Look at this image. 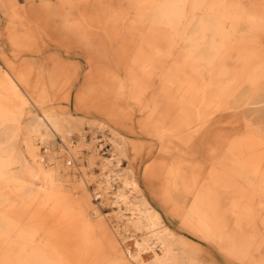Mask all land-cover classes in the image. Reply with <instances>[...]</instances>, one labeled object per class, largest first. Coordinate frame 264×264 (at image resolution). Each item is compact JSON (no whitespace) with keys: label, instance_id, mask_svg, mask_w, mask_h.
I'll return each mask as SVG.
<instances>
[{"label":"bare ground","instance_id":"obj_1","mask_svg":"<svg viewBox=\"0 0 264 264\" xmlns=\"http://www.w3.org/2000/svg\"><path fill=\"white\" fill-rule=\"evenodd\" d=\"M12 11L14 44L49 29L60 46H80L92 66L113 53L128 67L102 75L99 92L83 86L78 107L115 118L107 101L118 97L166 119L145 187L121 167L127 138L98 123L120 156H103L97 179L107 197L118 183L110 204L122 223L111 230L95 222L102 213L86 177L74 185L77 196L70 192V158L61 165L38 152L51 153L53 140L71 143L81 117L37 87L9 103L0 84V264H216L165 224L147 193L230 257L264 264V0H24ZM24 18L30 25L20 30ZM201 149L204 160L189 161Z\"/></svg>","mask_w":264,"mask_h":264},{"label":"rangeland","instance_id":"obj_2","mask_svg":"<svg viewBox=\"0 0 264 264\" xmlns=\"http://www.w3.org/2000/svg\"><path fill=\"white\" fill-rule=\"evenodd\" d=\"M21 1L24 0H0V70L4 73V75H0V84L3 90L1 97L9 103H11V100L14 102L21 97L28 100L26 90L32 89L31 91H33L37 87L46 90L44 94L47 92L50 97L42 96V98L54 104L56 108L65 109L81 117L83 126L81 130L72 136L71 143L66 146L61 140H53L51 153H47L45 149L38 150L39 153H43L47 161L51 154L56 157L57 162L61 165L72 161V165L69 167L71 176L68 182L70 192L75 196H77L76 191L78 188L74 185L85 177L87 179L85 186L88 191L94 193L98 186L97 179L103 171V156L120 157L109 139L110 134H112L111 130L102 129L98 124L100 122L106 123L127 138L126 152L128 159L122 158L121 167L131 166L137 179L144 186V169L154 162L159 154L160 136L163 133L160 122H164L166 119L162 115L164 112L159 113L158 111L153 118L149 119L146 113L141 112L139 107L133 104L134 101H126L118 97H111L107 101L110 106L116 109L117 117L115 118L110 116L108 112H102L91 105L87 106L86 104L78 107L76 95L83 86L92 85L99 92L101 91L99 82L102 75L111 70L125 74V67H128L117 63L113 53H110L109 57H112V59L109 63L107 59L100 60L97 61V66H92L80 46L70 48L65 45L60 46L57 37L49 29L37 31L33 28L35 34L30 40L25 39V41L17 44L12 43L8 31L10 16H13L12 10H16L18 3L20 4ZM17 21L20 30L29 28L30 24L26 18L22 20L23 24H20V20ZM107 38L108 35L99 37L101 40H107ZM115 40V44H117L120 38H115ZM23 63H26V65ZM10 65L23 75L22 81L17 80L12 74L9 69ZM90 69L92 70L90 71ZM89 72H92V76ZM67 91L70 92L69 99L66 97ZM87 102L92 104L93 99L89 97ZM103 102L106 103V101ZM129 104H132L133 107ZM101 147H105L104 151L106 153L100 149ZM69 151L75 153L74 157L70 156ZM193 154L189 161L204 160L203 149L199 153ZM67 159L69 160L67 161ZM114 161L117 162L116 159ZM161 181H159L160 185H162ZM211 190L214 194L216 189ZM112 194L113 192L110 191V199L107 197L108 199L103 206H100L93 196L91 197L94 205H97L100 213H102L96 218L95 222H102L111 230L112 227L117 228V226L120 229L122 223V220L116 219L114 215L115 208L110 204ZM147 194L153 205L162 213L165 224L196 243V247L204 253L207 259L216 264H247V261H239L227 255L218 244L204 237L199 230H195L186 224L180 216L167 211L150 193ZM192 199L193 196H189V202ZM25 214L28 213L25 212ZM105 214H108V217H105ZM202 217H205L204 214ZM120 240L124 247L132 246V241H126L123 235H121ZM99 246L104 253L107 251V244L104 243L103 238L100 239Z\"/></svg>","mask_w":264,"mask_h":264},{"label":"built area","instance_id":"obj_3","mask_svg":"<svg viewBox=\"0 0 264 264\" xmlns=\"http://www.w3.org/2000/svg\"><path fill=\"white\" fill-rule=\"evenodd\" d=\"M100 149L102 151H104L105 147H101ZM104 153H106V151H104ZM71 163H72V161H71ZM117 186H118V183H117V181H115L114 182V188L112 189L111 192L116 191L117 190ZM97 188H98V186H97ZM113 195L114 194H112V196H111L112 197L111 200L114 197ZM93 197H94V200H96L100 206H103L106 203L107 199H108L107 196H105V194L103 193L102 190H95L94 193H93ZM109 199H110V197H109Z\"/></svg>","mask_w":264,"mask_h":264}]
</instances>
